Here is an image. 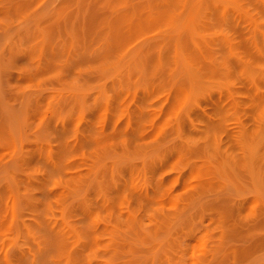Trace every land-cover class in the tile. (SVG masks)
Returning a JSON list of instances; mask_svg holds the SVG:
<instances>
[{
	"label": "rangeland",
	"instance_id": "374dc122",
	"mask_svg": "<svg viewBox=\"0 0 264 264\" xmlns=\"http://www.w3.org/2000/svg\"><path fill=\"white\" fill-rule=\"evenodd\" d=\"M0 264H264V0H0Z\"/></svg>",
	"mask_w": 264,
	"mask_h": 264
}]
</instances>
